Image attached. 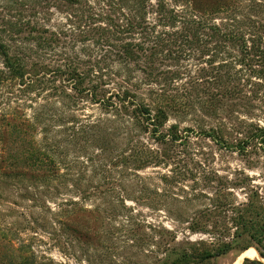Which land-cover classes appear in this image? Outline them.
Wrapping results in <instances>:
<instances>
[{
  "label": "trees",
  "instance_id": "1",
  "mask_svg": "<svg viewBox=\"0 0 264 264\" xmlns=\"http://www.w3.org/2000/svg\"><path fill=\"white\" fill-rule=\"evenodd\" d=\"M8 2L0 200L14 193L41 210L0 224V264H39V230L74 256L84 238L135 240L145 226L136 206L215 241L169 249L177 237L161 231L167 253L155 264H211L250 249L257 257L242 264H264V187L245 201L218 190L205 209L173 211L190 201L176 191L180 174L156 170L177 166L194 136L264 153V0Z\"/></svg>",
  "mask_w": 264,
  "mask_h": 264
},
{
  "label": "rangeland",
  "instance_id": "2",
  "mask_svg": "<svg viewBox=\"0 0 264 264\" xmlns=\"http://www.w3.org/2000/svg\"><path fill=\"white\" fill-rule=\"evenodd\" d=\"M9 5L8 0H0V13L5 15ZM191 124L187 121L182 126ZM171 167L156 170L162 173H168L171 169L176 170L181 177V181L176 184V191L180 197L184 195L190 200L183 204L175 203L173 211L184 209L186 213H193V211L205 209L210 202L208 197L214 196L218 190L233 194L238 201H245L247 192L253 188L264 187V153L241 155L207 138L192 137L188 150L181 155L180 163ZM153 171L149 170V173ZM13 194H9L11 197L9 199L0 200V224L2 226L19 223L33 210H41L40 206L33 205L32 202L29 204V201L25 202L21 198H15ZM41 204L43 202L39 201L37 205ZM129 205L134 206V203L130 202ZM136 208L138 211L135 214L145 223V226L136 232L137 239L106 244L102 240L93 241L84 238L74 249L75 256L69 254L73 249L68 252L63 251L50 241L48 233L39 230L37 245L42 256L38 259L39 264H155L157 259H163L167 253L159 244L161 231L166 233L164 238H172V235L177 237L176 241H171L167 245L169 249L187 248L192 245L208 247L215 242L208 234L192 233L188 229L189 224L182 223L176 215H168L165 211L147 207L136 206ZM206 222L209 223L208 227H211V224L214 226L211 221ZM103 230L104 228H101V231ZM151 235L155 237L152 244L147 239ZM252 251L255 249L243 253L240 257L238 253L231 252L215 259L211 264H236L238 261L242 264L245 257H257L255 254L249 255Z\"/></svg>",
  "mask_w": 264,
  "mask_h": 264
},
{
  "label": "bare ground",
  "instance_id": "3",
  "mask_svg": "<svg viewBox=\"0 0 264 264\" xmlns=\"http://www.w3.org/2000/svg\"><path fill=\"white\" fill-rule=\"evenodd\" d=\"M250 250H251V249H250ZM250 250H248L247 252H249ZM255 251H256V250H255ZM255 251H252L251 254H249V255H254V254L257 255V252H255ZM247 252H246V253H247ZM242 256H243V255H242ZM236 264H240V261H238Z\"/></svg>",
  "mask_w": 264,
  "mask_h": 264
},
{
  "label": "water",
  "instance_id": "4",
  "mask_svg": "<svg viewBox=\"0 0 264 264\" xmlns=\"http://www.w3.org/2000/svg\"><path fill=\"white\" fill-rule=\"evenodd\" d=\"M244 261V260H243Z\"/></svg>",
  "mask_w": 264,
  "mask_h": 264
}]
</instances>
